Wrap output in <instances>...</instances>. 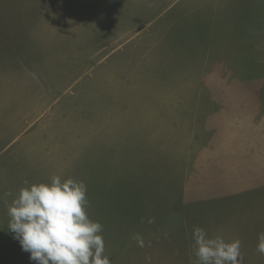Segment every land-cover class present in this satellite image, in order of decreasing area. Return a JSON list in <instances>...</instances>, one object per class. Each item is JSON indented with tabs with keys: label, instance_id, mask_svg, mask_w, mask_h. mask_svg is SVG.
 Returning a JSON list of instances; mask_svg holds the SVG:
<instances>
[{
	"label": "rangeland",
	"instance_id": "1",
	"mask_svg": "<svg viewBox=\"0 0 264 264\" xmlns=\"http://www.w3.org/2000/svg\"><path fill=\"white\" fill-rule=\"evenodd\" d=\"M170 1L0 0V264H35L7 208L55 175L87 185L111 264H194L195 227L264 264V124L259 163L179 167L214 97L264 116V0ZM220 179L241 199L208 200Z\"/></svg>",
	"mask_w": 264,
	"mask_h": 264
},
{
	"label": "clouds",
	"instance_id": "2",
	"mask_svg": "<svg viewBox=\"0 0 264 264\" xmlns=\"http://www.w3.org/2000/svg\"><path fill=\"white\" fill-rule=\"evenodd\" d=\"M20 188L8 205L7 228L35 264H111L103 225L89 217L87 185L55 175L48 182ZM5 197L13 196L5 192ZM151 222V221H150ZM194 264H244L239 239L226 241L206 229L192 230ZM140 247L143 240L136 237ZM257 252L264 255V232L257 234Z\"/></svg>",
	"mask_w": 264,
	"mask_h": 264
},
{
	"label": "crops",
	"instance_id": "3",
	"mask_svg": "<svg viewBox=\"0 0 264 264\" xmlns=\"http://www.w3.org/2000/svg\"><path fill=\"white\" fill-rule=\"evenodd\" d=\"M203 3L204 1L199 2L197 0H192L190 4L185 6L182 5V7H194L192 5H195L196 7V5ZM175 22H177V20H175ZM260 52L264 54V43ZM221 66L222 63H219L220 68ZM175 68L176 71H178L180 67L175 66ZM181 70L182 72L184 71V69ZM246 103V100L238 98V103L234 104L232 101L226 100L224 97H214L212 101H208L206 113L198 115L195 120L194 130H196V133L193 129H191V131L189 130L190 138L186 137L184 141L187 145L181 146V151L183 148L181 153L182 162H185L182 164L188 165H180L179 167L188 168L186 177L191 174V179L192 177L194 178L200 167L205 165L207 174L215 175L217 172H213L211 168V163L213 161H216V166H220L218 164L225 162L233 163L232 165L239 164L242 166L243 164L248 163V157L256 164L263 159V156L260 154L261 147L258 144L259 141H256V139L259 137L262 138L264 116L261 111L258 114L257 107L253 109V112L250 111L248 113L247 110L243 108V105ZM252 116H254V125L251 121ZM223 135L230 136L229 140L222 141ZM200 172L203 173L202 171H199V174ZM180 182H182V180ZM229 183L230 180L226 179H220L215 182L210 181L209 184L210 187L213 188L212 192L214 193V196L208 198V200L210 199L214 201L225 197L226 199H230V195L237 199L236 197L240 195L235 196L232 191H230L232 186H229ZM218 184L223 185L221 193L217 190L219 187ZM238 199L240 200L241 198ZM252 214L258 215L259 212L250 211L247 201H245V203H240L239 201V216H244L245 219H242L241 222H248L249 219L247 217ZM224 215L229 217L236 216L231 211H225Z\"/></svg>",
	"mask_w": 264,
	"mask_h": 264
}]
</instances>
